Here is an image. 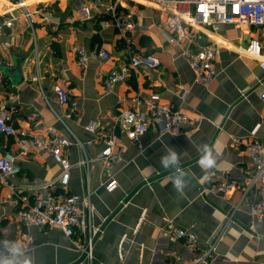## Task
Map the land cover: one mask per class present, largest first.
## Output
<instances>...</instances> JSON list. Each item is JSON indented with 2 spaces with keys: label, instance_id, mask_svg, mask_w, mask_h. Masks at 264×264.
Here are the masks:
<instances>
[{
  "label": "crops",
  "instance_id": "1",
  "mask_svg": "<svg viewBox=\"0 0 264 264\" xmlns=\"http://www.w3.org/2000/svg\"><path fill=\"white\" fill-rule=\"evenodd\" d=\"M18 1L0 0V103L15 89L17 111L11 123L16 129L46 133L52 128L72 141L65 151L71 163L68 190L89 192L91 225L98 229L91 264H192L211 248L206 264H264V220L257 221L248 208L254 194L242 199L238 189L225 196H201L198 191L219 175L243 179L252 166L243 144L253 140L264 144V72L258 59L237 51L257 37L264 52L261 31L227 25L205 37V42L219 41L222 48L214 60L216 77L202 85L194 80L183 54L187 45L168 43L162 32L170 11L147 0H23L33 27ZM114 1L119 12H131L146 30L123 37L114 27H104V6ZM84 7L90 17L80 19ZM5 20H11L10 27L2 25ZM80 46L91 52L103 50L109 57L94 56L81 69L74 54ZM132 53L155 56L160 65L135 69L107 92L105 75ZM55 86L66 90L69 103L58 102ZM152 96L194 120L177 134L148 133L134 143L121 132L117 115L132 106L143 110L135 100ZM70 102L77 114L68 117ZM88 125L95 130L88 131ZM113 133L119 135L121 160L111 170L118 186L107 191L103 164L96 156L101 141ZM205 144L219 153L211 169L198 163V149ZM169 147L181 154L179 169L187 182L183 194L173 186L177 170L160 163ZM5 151L17 155L20 173L6 185L0 183V264L9 256L5 241L22 244L27 234L33 239L27 250L34 264H88L74 244L84 243L85 232L67 238L57 228L24 229L16 217L21 203L32 201L36 186L59 177L60 166L51 153L45 149L20 153L16 135L0 136V156ZM84 158L87 164L79 165ZM166 220L192 231L195 244L168 239Z\"/></svg>",
  "mask_w": 264,
  "mask_h": 264
},
{
  "label": "built area",
  "instance_id": "2",
  "mask_svg": "<svg viewBox=\"0 0 264 264\" xmlns=\"http://www.w3.org/2000/svg\"><path fill=\"white\" fill-rule=\"evenodd\" d=\"M158 9L170 11L168 19L163 23L162 30L168 43L186 44L183 52L190 68L194 73V80L202 85H208L217 75L214 60L220 54L221 43L211 39L205 42V37L215 34L221 27L232 25L238 27H251L261 31L264 37V0H147ZM18 6L24 9L23 17L30 26L34 21L31 13L25 10L26 3L18 1ZM104 12L109 15L110 20H105L104 27H114L123 37L133 35L138 31H145L134 19L131 12H119L118 1L104 6ZM90 17L89 8L84 7L80 19ZM75 18L70 17L69 23L74 24ZM3 26L10 27L11 20H5ZM166 31V32H165ZM211 38V37H210ZM264 40V39H263ZM263 41L257 37L249 38L244 47L238 46L237 51L259 60V67L264 72ZM75 60L81 69L88 66V61L94 56L107 59L108 53L99 50L91 52L84 46L74 50ZM160 65L157 57L148 54L132 53L127 61L112 68L104 77L103 83L107 92L127 80L130 73L137 68L156 69ZM32 79L38 82V77ZM60 104L69 103V96L65 89L60 86L53 88ZM16 90L11 89L7 97L0 103V136H17L19 152L26 154L29 151L45 149L60 166V175L56 180L36 186V192L32 201H24L16 212L19 224L24 229L36 228H57L67 238H72L77 231L85 232L83 244H74L84 254V260L91 264V246L98 232L91 225V204L89 192L85 195L70 192L68 182L70 177L71 163L65 157V151L70 147L72 141L62 134L55 133L48 128L46 133L31 129H16L11 123V116L17 111ZM143 106V110L137 107L126 108L117 115L118 125L121 132L134 143H138L141 137L148 133L158 135L177 134L184 126L191 123L194 118L178 108L169 104L160 103L157 97L137 98L135 100ZM76 115L75 103L70 102V112L67 114ZM56 118L63 122L56 114ZM96 126H86L88 131L93 132ZM253 134V132H252ZM118 134H111L101 141L103 147L96 156L103 164V175L105 176V189L114 191L117 180L112 175V167L121 160V153L118 148ZM73 142L81 149L85 144L74 137ZM91 142H87L90 145ZM244 151L251 160V168L240 181L231 180L219 175L208 185H200L199 194L204 196L208 193L227 195L233 190L241 192V198L253 193L255 200L248 204L249 211L257 221L264 220V144L258 141H249L243 144ZM87 164V159H81L79 165ZM20 173V166L17 163V155L5 151L0 156V183L7 184L9 179ZM43 189V190H42ZM13 191V189H12ZM44 191V192H42ZM89 191V189L87 190ZM167 230L165 236L172 241L181 240L191 246L196 242L195 234L189 229L175 227L166 220ZM32 236L27 234L23 246L28 249L32 242ZM122 245H118V257L123 259ZM209 249L196 259L192 264H206L209 257Z\"/></svg>",
  "mask_w": 264,
  "mask_h": 264
},
{
  "label": "clouds",
  "instance_id": "3",
  "mask_svg": "<svg viewBox=\"0 0 264 264\" xmlns=\"http://www.w3.org/2000/svg\"><path fill=\"white\" fill-rule=\"evenodd\" d=\"M200 152L199 166L202 169H211L215 167L218 152H214L213 148L208 145H202L198 149ZM180 156L173 148L166 149L165 155L160 158V163L165 168H174L177 170V175L173 178V186L178 193L183 194L187 182L185 179L186 173L180 171ZM5 247L8 250L9 256L2 264H34V259L28 254V250L20 242L5 241Z\"/></svg>",
  "mask_w": 264,
  "mask_h": 264
},
{
  "label": "trees",
  "instance_id": "4",
  "mask_svg": "<svg viewBox=\"0 0 264 264\" xmlns=\"http://www.w3.org/2000/svg\"><path fill=\"white\" fill-rule=\"evenodd\" d=\"M103 17V20H107L108 18H110L109 15H103Z\"/></svg>",
  "mask_w": 264,
  "mask_h": 264
},
{
  "label": "water",
  "instance_id": "5",
  "mask_svg": "<svg viewBox=\"0 0 264 264\" xmlns=\"http://www.w3.org/2000/svg\"><path fill=\"white\" fill-rule=\"evenodd\" d=\"M84 257V254H82V258Z\"/></svg>",
  "mask_w": 264,
  "mask_h": 264
}]
</instances>
